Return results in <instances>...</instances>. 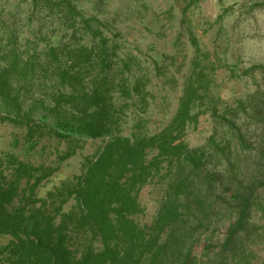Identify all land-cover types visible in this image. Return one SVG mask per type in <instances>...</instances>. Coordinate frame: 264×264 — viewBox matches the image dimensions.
I'll use <instances>...</instances> for the list:
<instances>
[{"label":"trees","instance_id":"trees-1","mask_svg":"<svg viewBox=\"0 0 264 264\" xmlns=\"http://www.w3.org/2000/svg\"><path fill=\"white\" fill-rule=\"evenodd\" d=\"M9 14L0 120L27 126L14 143L29 156H0V264H264V63L244 68L253 88L224 98L213 73L237 64L211 59L189 29L196 52L174 116L155 131L149 85L174 55L143 57L80 0H22ZM205 115L213 133L191 146L184 137ZM48 140L66 146L37 164L31 153ZM72 158L77 170L57 179ZM149 183L166 193L145 226L139 193Z\"/></svg>","mask_w":264,"mask_h":264},{"label":"rangeland","instance_id":"rangeland-1","mask_svg":"<svg viewBox=\"0 0 264 264\" xmlns=\"http://www.w3.org/2000/svg\"><path fill=\"white\" fill-rule=\"evenodd\" d=\"M19 1L22 0H0V15L10 16L9 11L15 10ZM80 2L88 14H97L109 21L111 28L131 41V45L137 47L135 52L141 53L143 57L153 58L160 50L175 56V64L167 76L154 78V84L149 85L154 96L150 110L145 115L148 125L155 131L162 129L174 116L182 93L183 75L193 61L196 51L189 41V29L196 33L202 50L209 51L211 59L237 64L236 70L217 67L213 73L214 89L224 98L244 95L253 88V78L243 73L244 68L251 63H264V0H201L199 4L190 6H186L188 0ZM175 69L180 71L173 74ZM233 73L237 77H232ZM213 128L211 118L205 115L198 127L189 128L184 138L191 146L205 145ZM27 132V126L0 120V156L5 150L25 155L27 151L24 144L14 143V139L20 137L23 141ZM52 141H49L50 147L45 152L31 153L37 164H52L57 159V146L60 149L66 146L64 142L60 144L54 142L56 140ZM94 149L88 144L85 151L92 152ZM70 161L69 165L62 166L57 179L77 170L80 158ZM165 193L166 187L162 183H149L141 189L139 199L144 210L137 215L141 224L146 226L153 222Z\"/></svg>","mask_w":264,"mask_h":264}]
</instances>
